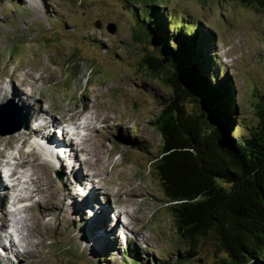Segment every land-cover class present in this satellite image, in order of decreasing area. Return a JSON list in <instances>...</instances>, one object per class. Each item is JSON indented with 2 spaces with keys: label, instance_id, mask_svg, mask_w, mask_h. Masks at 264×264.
I'll list each match as a JSON object with an SVG mask.
<instances>
[{
  "label": "rangeland",
  "instance_id": "rangeland-1",
  "mask_svg": "<svg viewBox=\"0 0 264 264\" xmlns=\"http://www.w3.org/2000/svg\"><path fill=\"white\" fill-rule=\"evenodd\" d=\"M148 5L164 8L178 20L197 22L204 32L212 31L214 41L207 40L211 49L208 45L206 49L215 56L214 85L224 78L231 83L238 120L236 136H245L258 122L255 106H264L263 11L217 0H0V88L11 84L23 89L30 106L34 108L38 101L37 107L48 110V117L52 114L57 122L63 123L79 111L91 121L86 132L89 137L81 142L90 154L77 155L83 165L79 172L82 177L88 175L86 186L81 188L66 183L60 170L46 165L50 161L44 156L32 157L24 151L23 155L20 140L21 134L26 138V132L0 136V155L15 156L19 142L21 149L15 157L22 154L29 163L22 173L40 180L42 189L45 183L53 182L57 191L55 196L34 194L32 202L9 204L7 209L0 205V225L10 210L9 218L15 212L19 221L20 237L29 235L34 245L40 241L34 247L21 241L23 257L10 254L9 260L0 258V264H213L223 255L211 237L189 250L174 231L161 185L150 169L149 161L161 145L152 121L170 90L141 66L150 47L141 36L133 37L134 29L142 27L139 19L147 15ZM98 23L100 28L95 27ZM112 23L115 32L110 34L107 26ZM5 103L16 110L12 103ZM18 118L8 122L0 119V130L21 126ZM7 146L12 147L4 149ZM88 182L113 209V220L120 212L117 248L112 247L114 238H109L113 236L111 228L107 230L100 223L92 236L96 238L98 233L104 240L92 253L85 242L84 232L90 231L87 224L80 223V213L66 211L67 200L60 188L70 183L69 196L71 192L74 199L82 200L76 193L88 191ZM28 205L26 211H20ZM106 208L104 217L109 214ZM23 218H28L26 224ZM19 238L13 235L16 242ZM3 242L7 244L2 240L0 245ZM3 250L0 247L1 254ZM179 254L187 258L182 263L178 262Z\"/></svg>",
  "mask_w": 264,
  "mask_h": 264
},
{
  "label": "trees",
  "instance_id": "trees-1",
  "mask_svg": "<svg viewBox=\"0 0 264 264\" xmlns=\"http://www.w3.org/2000/svg\"><path fill=\"white\" fill-rule=\"evenodd\" d=\"M217 1L264 12V0ZM147 10L133 37L150 47L141 66L170 90L152 121L161 145L149 165L174 231L189 250L211 237L223 254L213 264H264V106H255L258 122L237 137L231 83L214 85L212 31L156 5Z\"/></svg>",
  "mask_w": 264,
  "mask_h": 264
},
{
  "label": "bare ground",
  "instance_id": "bare-ground-1",
  "mask_svg": "<svg viewBox=\"0 0 264 264\" xmlns=\"http://www.w3.org/2000/svg\"><path fill=\"white\" fill-rule=\"evenodd\" d=\"M26 89H27V87H26ZM29 94H30V92H29ZM25 95H27V93L23 89H21L19 87L15 88L11 84H4L0 88V105L4 104L5 101H8L9 104L12 103V105L15 106L16 111L18 110L17 111L18 113L16 111L15 112L18 115V117L20 116V118H18V119H20L19 122H20L21 128H22L19 131L26 132V133H24V134H26V138H24L23 135L21 134V136L23 138V140L22 139L20 140L21 144H22V149L20 147V143L18 142L19 146L16 148L17 151H16L15 156H17V152L20 149L22 150V152L24 151L26 153V155L31 154L32 157H38V154H40L42 157L44 156L43 157L44 160L51 162V163L47 162V164L45 162L44 164H46L47 166H49V164H50V166H52L51 169H54V167H56V169L60 170L64 174V175L62 174V176H65V178H66L65 182L66 183L68 181H70L71 184H73L72 186H75V188L76 187L81 188L83 186L85 187L86 186L85 184H87V181H88L87 180L88 175L85 174L82 177L81 173L79 172L83 168L82 167L83 165L78 161L77 155H78V153H85L86 155L89 156L90 153H88V152L86 153L85 147H83V145H81V142L83 141V139L85 137L86 138L89 137V136H86L88 133L85 134L84 137L79 138L78 146L72 140H70V139L66 140L65 134L61 135L60 137H57L54 133V129L58 125H62L61 121L57 122L54 119V117L52 116V114H50L51 116L48 117V115H49V113L47 112L48 110L44 111L41 109L42 107H37L38 101H35L33 103V106L35 108V110H34L32 105L30 106V104H28V102L26 101ZM13 96H14V98H13ZM30 98H32V95L30 96ZM21 103H22V105H21ZM30 103H32V102H30ZM9 106H11V105H9ZM11 108H13V107L11 106ZM79 112H81V111H79ZM79 112H77V114ZM75 113L76 112H73L72 115L68 119H71V117ZM22 117H23V119H22ZM48 118H49V120H47ZM42 119L44 121H42ZM85 122H86L87 126H84L82 131L86 130V132H88L87 128H89V124L91 122L89 120V117L86 118ZM92 123L94 124L95 122H92ZM94 126H95V124H94ZM90 127H92V126L90 125ZM95 128H97V130H98V127L95 126ZM61 130L64 131L63 128H61ZM19 131H17V132H19ZM87 140L89 141L90 139H87ZM84 142L85 141H83V143ZM11 147L7 146L4 149L11 148ZM19 147H20V149H19ZM25 149H26V151H25ZM35 151H36V153H35ZM24 152H23V155H25ZM21 155L18 153V157H15V156L10 157V160H12L13 163H12V167H8V168H7V166H9L10 164H9V161L7 160V158H9V156H7L5 154L0 155V167H4V169L6 167V171L8 172V177L10 179L8 182L9 184H7V182H5V180L3 178V174H2L3 170L0 168V205L4 204V206H2L4 209L5 208L7 209V207H10L9 204L11 206H13L14 204L21 205L23 203V201H31V199H33V197H34V194L35 195H41V196H43L47 192L49 193V195L52 194L53 196H55L57 194V191L53 190V184H52L53 182L48 180L49 182L44 184V186H46V188L42 189L41 188L42 183L40 180H38L37 178H33V177L31 178L30 175H32V174L28 175V172H26V174L22 173L24 168L29 163L27 161H25ZM16 159H17V161H16ZM18 169H20V171ZM65 172H66V174H65ZM22 178H25V179L22 180ZM88 183L90 184L87 187V188H89V190L87 191V193H85L87 196L85 198H83L82 200H80L79 198H78L79 200L77 198L74 199L75 196H72L71 192H70V196H69V192H67V190L69 189L70 183H69V185L64 184V186L62 188H60V192H62L63 196L66 197L65 201L67 200V202L65 203L66 211H70L72 215L80 213V215L82 216L80 223L81 224H83V223L87 224V229H89L90 231L84 232V235L86 236L85 242L88 245H90L89 247H90V250L92 253H94L97 249L101 248V246H99V248L96 247V249L93 250L95 245L101 244V241L104 240V237L98 233H97L98 237L95 238L94 236H92V234L96 233V231H97L96 226H98V224H100V223L103 224L104 226L106 225L107 230H110V228H111V231L113 232V236H109V238L110 239H111V237L114 238L113 242H112V247L117 248L118 241H117V238L115 236H116V231H118L119 226H121V222L119 220L120 212H118L117 216L115 215L116 219L113 220V218H111V215L114 214L113 209H110V206L108 205L106 200L99 198V193L96 191L94 185L91 184V182H88ZM65 189H66V192H65ZM131 195L133 197L136 196V192H131ZM130 200H131V202H133V199H130ZM19 202H21V203H19ZM73 202L78 203L77 206H75V208L72 206ZM31 204H33V203H31ZM106 204L109 208H106ZM30 205L22 206L20 208L21 209L20 211L23 212L24 209L30 207ZM45 208L49 209L47 206H45ZM105 208L109 210V214L107 216L105 215V217H104L102 215V212L105 210ZM17 210H18V208H17ZM26 210L27 209H25V211ZM9 212H10V210L7 211L8 214H9ZM7 213H6V215H3V219L1 220L2 223L0 225V240L1 241L2 240L7 241L8 245L7 244L5 245L4 242L2 243V245H0V247L4 248L3 254L0 253V258H4L6 260H9V256L11 254L15 258L19 259V258L23 257V254L21 253V251H23V249L19 250L20 247H23L24 244L26 246H29V247L30 246L34 247L35 245H39L40 241H38L34 245L33 242L30 240L29 235L20 237V235H21L20 230L21 229L19 230L20 227H18L19 221L18 220L16 221L14 218L15 212L14 213L12 212V217L14 219L9 218L10 214L8 215ZM4 216H5V218H4ZM23 219H24L23 222H25V224H26V219H28V218H23ZM38 222L40 223V221H38ZM119 222H120V224H119ZM41 224H42V222H41ZM4 225H6V227ZM30 227H31V224L27 228H30ZM7 229H12V232H8ZM24 233H25V231H24ZM14 234L17 235L18 238L20 237L22 239L19 238V240L16 242V240L13 239ZM33 235H35V234H33ZM104 235H105V240H107L106 233H104ZM21 241L24 244H22ZM90 242H93L94 246L91 245Z\"/></svg>",
  "mask_w": 264,
  "mask_h": 264
},
{
  "label": "water",
  "instance_id": "water-1",
  "mask_svg": "<svg viewBox=\"0 0 264 264\" xmlns=\"http://www.w3.org/2000/svg\"><path fill=\"white\" fill-rule=\"evenodd\" d=\"M96 28H100V24L98 23L97 25H95ZM107 31L110 34H113L115 32V25L112 24H108L107 26ZM6 104V105H2L0 106V119H4V121H11L13 120V117L15 114H13V109ZM21 129V126H17L15 128L12 129H8V130H0V136H5V135H11L17 131H19Z\"/></svg>",
  "mask_w": 264,
  "mask_h": 264
}]
</instances>
